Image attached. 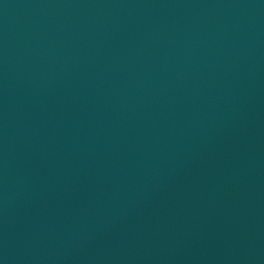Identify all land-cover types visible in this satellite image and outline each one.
<instances>
[{"label":"water","instance_id":"1","mask_svg":"<svg viewBox=\"0 0 264 264\" xmlns=\"http://www.w3.org/2000/svg\"><path fill=\"white\" fill-rule=\"evenodd\" d=\"M0 264H264V0H0Z\"/></svg>","mask_w":264,"mask_h":264}]
</instances>
